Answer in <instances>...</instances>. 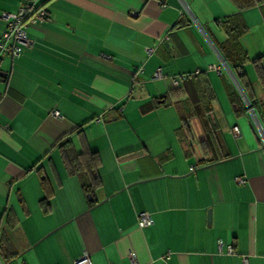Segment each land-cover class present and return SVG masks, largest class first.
<instances>
[{"label": "crops", "instance_id": "1", "mask_svg": "<svg viewBox=\"0 0 264 264\" xmlns=\"http://www.w3.org/2000/svg\"><path fill=\"white\" fill-rule=\"evenodd\" d=\"M187 2L201 27L177 0H40L50 19L0 57L2 264H74L84 251L92 264H264L260 139L230 74L209 69L225 27L241 29L244 93L264 124V0ZM65 139L84 151L75 172ZM139 211L153 223L139 226Z\"/></svg>", "mask_w": 264, "mask_h": 264}, {"label": "built area", "instance_id": "2", "mask_svg": "<svg viewBox=\"0 0 264 264\" xmlns=\"http://www.w3.org/2000/svg\"><path fill=\"white\" fill-rule=\"evenodd\" d=\"M157 1L161 6H164L166 4V0H157ZM177 1L180 7V13L188 16L192 22H194L196 25L201 27L200 23L198 22L197 18L192 12L191 7L187 2V0H177ZM1 17L6 21V27L0 34V57L4 54L11 56L20 55L24 51V48L30 44V41L26 34V30L28 26L32 24H40L50 19L46 9L40 5V0H24L17 7L16 11L2 12ZM167 39H168V35L167 34L163 35L158 40L156 45L147 46L145 48L146 53L147 54L153 53L155 51L156 46ZM212 47L214 50H216L214 46ZM220 62H221V66H209V69H214L217 72H220L221 68H224L228 72V74H230L247 108L252 125L258 134L261 143V149L263 152V158H264V124L259 119L248 97L245 95L244 91L242 90L234 74L230 70L229 66L221 58H220ZM187 75L188 74H184L182 75L181 78H185ZM157 77H161L160 68H158L153 75V78H157ZM171 82L173 85H177L179 81L177 78L172 77ZM51 114L54 117H62V115L58 110L51 111ZM97 120H99V118ZM231 133L233 134L234 137L239 136L240 130L238 126L236 125L232 126ZM190 168L193 169L194 166ZM235 180L239 184H245L246 176L238 175L237 177H235ZM137 222L139 226L145 227L151 225L153 223V219L148 211H139L137 213ZM218 245H219V250L221 251L222 248L221 240L218 241ZM226 253L227 254L234 253L231 246L227 247ZM168 255L169 254L167 253L165 256L168 257ZM130 259L132 264H137L133 254L130 255ZM242 262L243 264L247 263L245 257H243ZM74 264H92V261L90 260L88 253L84 251L78 258L75 259Z\"/></svg>", "mask_w": 264, "mask_h": 264}, {"label": "trees", "instance_id": "3", "mask_svg": "<svg viewBox=\"0 0 264 264\" xmlns=\"http://www.w3.org/2000/svg\"><path fill=\"white\" fill-rule=\"evenodd\" d=\"M226 32H227V39L222 45L215 44V47L218 51V53L222 56L224 61H226L227 65L229 66L230 70L234 74L236 80L238 81L239 85L241 86L242 90L246 92V83H245V77L242 74L241 70V64L242 62L247 58L246 53L244 52L243 48L240 46L238 42V37L240 36L239 34L241 33V29L237 27H225ZM232 49L235 50L234 55H236L237 59L236 62H231L234 60V57L231 58L232 55H230L227 52V49ZM188 76V75H187ZM186 76V77H187ZM259 77L261 78L262 82L264 83V74L260 73ZM249 99V98H248ZM251 103V102H250ZM68 140L65 139L62 142L59 143V148L62 150L63 155L66 159H64V162L66 164L67 169L70 172H75L77 169H79V162L80 159H77L84 151L82 152H74V150L68 145ZM92 160V159H91ZM91 168V169H90ZM92 165L89 166L88 168V175L93 179L95 178L94 172L92 170ZM84 187L90 188V185H87V182H83Z\"/></svg>", "mask_w": 264, "mask_h": 264}, {"label": "water", "instance_id": "4", "mask_svg": "<svg viewBox=\"0 0 264 264\" xmlns=\"http://www.w3.org/2000/svg\"><path fill=\"white\" fill-rule=\"evenodd\" d=\"M5 76H6V73H4V72H3V73H0V77H2V78H3V77H5ZM89 196H90V195H89ZM0 264H2V262H1V261H0Z\"/></svg>", "mask_w": 264, "mask_h": 264}, {"label": "rangeland", "instance_id": "5", "mask_svg": "<svg viewBox=\"0 0 264 264\" xmlns=\"http://www.w3.org/2000/svg\"><path fill=\"white\" fill-rule=\"evenodd\" d=\"M1 14H2V12L0 11V17H1ZM0 30H1V24H0Z\"/></svg>", "mask_w": 264, "mask_h": 264}]
</instances>
